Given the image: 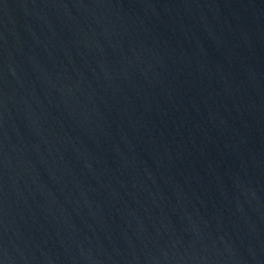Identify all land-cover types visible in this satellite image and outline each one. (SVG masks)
<instances>
[{
    "label": "water",
    "instance_id": "1",
    "mask_svg": "<svg viewBox=\"0 0 264 264\" xmlns=\"http://www.w3.org/2000/svg\"><path fill=\"white\" fill-rule=\"evenodd\" d=\"M0 264H264V0H0Z\"/></svg>",
    "mask_w": 264,
    "mask_h": 264
}]
</instances>
